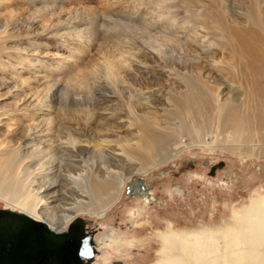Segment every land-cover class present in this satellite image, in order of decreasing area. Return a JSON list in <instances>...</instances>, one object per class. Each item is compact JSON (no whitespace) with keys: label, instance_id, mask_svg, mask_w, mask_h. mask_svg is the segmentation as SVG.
Masks as SVG:
<instances>
[{"label":"bare ground","instance_id":"bare-ground-1","mask_svg":"<svg viewBox=\"0 0 264 264\" xmlns=\"http://www.w3.org/2000/svg\"><path fill=\"white\" fill-rule=\"evenodd\" d=\"M11 1L0 0L2 45L11 38L9 28L13 27L16 31L23 29L28 35V31L37 23L36 16L29 14L18 24L20 18L10 9L13 4H7ZM163 1L165 0H159L160 4L155 8L159 13L152 17L160 23V27L154 23H147L150 28L146 27L155 30L160 41L165 42L163 46L174 43L183 49L188 44L199 55L209 57L216 52L222 53L225 60L212 61L208 73L221 74L224 84H218L219 88L209 89L203 83L183 80L184 90L175 91L167 98L163 122L154 117L155 108L150 106L149 101L151 96L140 92L143 101H139L137 106L134 105L140 113H136L135 108L131 111L129 109L127 114L120 110L90 114L87 120L83 121L84 132H81L79 127H82L83 123L79 125L81 118L77 112H83L85 108H76V111L73 107L82 101L70 103L73 106L65 107V118L60 109L50 107V93L59 89V83L53 84L50 71L46 75H37L40 83L46 84V90L30 93L17 105L22 107L24 119L28 122L22 132L24 139L21 145L10 148L7 143L0 142V157L1 160L5 159L0 166V191L10 189L8 199L12 206L20 208L19 212L11 211L42 222L56 232H64L76 216L83 213L99 215L114 205L120 198L125 183L129 181V173L135 171L145 174L191 146H215L240 158L249 155L264 160V0H224L225 22L218 12L221 8L216 9L215 5L213 10L212 7L205 10L203 4L196 2L197 5L193 6L196 7L191 12L193 17L189 15L187 22H181L179 26L172 19L170 6L161 4ZM210 2L214 5L216 0ZM32 3L34 2L32 1L31 5ZM33 11L38 16L39 10ZM71 15L66 20L57 18L62 31L72 26L70 20L76 19V13L75 16ZM207 15H210L208 17L213 19L216 30L219 31L216 33L220 38L215 43L213 40L217 37H209L212 34L210 31L213 30L204 23ZM203 16L206 18L201 19ZM50 26H43L38 36H48L51 33L52 37H65L64 32L53 34V26ZM178 29L183 31L182 36L184 33L187 35V39L181 40ZM33 42L36 43L34 47L29 43L21 49L26 59L29 55L36 57L38 45H46L44 40ZM145 42L144 40L141 43L137 52L130 54L133 55L132 59L129 58L132 65L137 64V53L148 55L150 52L149 57L159 58L160 45L156 44V41L151 42L152 44ZM49 55V52H43L41 58ZM219 59L221 60V57ZM125 62L124 57L119 65L109 62L106 66V78L116 80L121 74L119 69L126 72L123 68L126 66ZM137 66L140 68V64ZM27 81L28 79L23 82ZM122 115L126 117V138H117L116 141L99 138V132H113L108 121L111 119L120 123ZM95 123L100 128L99 132L92 126ZM41 124L43 130L39 129ZM184 133L191 135L192 139L188 145L182 142L181 136ZM209 135L214 138L211 143L206 141ZM119 164L121 166H118ZM20 177L22 179H19ZM20 182L23 185L20 186ZM28 184L31 188L34 185L36 189H28V196L22 198V189L25 187L27 190ZM65 187L67 190H64ZM81 194L87 195V201L81 200ZM65 195L70 197L66 198ZM63 197L66 198L63 199V205L53 204ZM227 222L214 230L202 229L188 234L161 235L158 264H264L263 202L259 199L252 203L250 208H241L240 215L232 213Z\"/></svg>","mask_w":264,"mask_h":264},{"label":"rangeland","instance_id":"rangeland-1","mask_svg":"<svg viewBox=\"0 0 264 264\" xmlns=\"http://www.w3.org/2000/svg\"><path fill=\"white\" fill-rule=\"evenodd\" d=\"M32 1L34 3L31 5ZM196 2L203 4L205 10H210L211 7L213 10L215 5L216 9L221 8L218 12L221 13V18L225 22L224 0H216L214 5L210 0H165L161 4L170 6L172 19L179 26L181 22L186 23L190 16L193 17L191 12L195 9L196 6H193L197 5ZM9 3L13 4L10 9H13L20 18L17 23L24 21L29 14H33V17L36 16L37 19V23L34 24L31 32L28 31V35L23 29L19 28L20 30L16 31L11 27L10 32L8 31L11 38L3 45L0 44V54L4 55L0 56V115L3 114L0 117V142L7 143L10 148H17L21 145L24 139L22 132L28 126L21 111L22 107L17 106L18 103L30 93L46 90L44 86L46 84L40 83L41 80L36 76L46 75L49 71L53 84L58 82L60 86L58 90L50 93L52 94L50 107H57L67 118L64 108L73 106L70 103L82 101L83 103L79 105L74 103L77 107L75 105L73 107L76 111V108H85V111L78 110L77 112L80 113L79 118H81V120L78 119L81 121L79 125L83 123L82 127L81 125L79 127L81 132H84L83 125L90 114L117 110L128 113L129 109L131 111L135 108L138 113L139 110L137 111L138 108L135 106L139 101H143L142 96L139 95L140 92L151 96L149 101L150 106L155 108L154 117L157 121L163 122L166 115L164 107L166 108L167 98L175 91L184 90L183 80L203 83L209 89L219 88V85L224 84L221 74L208 73L212 61L225 60L222 53L221 55L216 52L215 55L209 57L199 55L188 44L183 49L174 43L163 46L165 42L160 41L155 30L146 27L150 28L151 23L157 26L160 24L152 19L158 12L155 8L157 4H160L159 0H12L7 2L8 5ZM1 9L4 11L3 8ZM34 9L39 10L38 16L34 13ZM75 13L74 22L69 21L72 26L62 31L57 18L66 20L71 14L75 16ZM208 16L210 15H207V18L203 16L201 19L206 18L204 23L206 22L207 27L213 30H209L212 32L209 37L213 39L214 36L217 37L213 40L215 43L220 38V35L216 33L219 31L216 30L213 19ZM46 25L53 26V34L66 33L65 37H52L51 33L48 36L39 37L38 33ZM181 31L178 29L183 41L187 39V35L184 33L182 36L183 31ZM204 31L207 32L206 29ZM26 39L30 41L27 42ZM143 39L146 44L156 41V44L160 45L159 58L149 57L150 52L148 55L137 53V64L132 65L129 58L132 59L133 55L130 54L138 51L137 48L144 42ZM33 40H44L46 45H38L36 49L39 51L36 57L29 55L26 59L21 49L29 43L34 47L36 43ZM16 43H19L18 46L15 45ZM46 51L50 53L49 58H41L43 52ZM123 57L127 63L125 62L126 66L121 65V67L126 72L119 69V74L120 72L121 74L118 80L112 78L108 80L106 78L108 76L106 75L107 64L114 62L119 65ZM27 79L26 83L23 82ZM23 83H28V85ZM28 110L29 108L26 113ZM121 118L120 123L117 120L108 121L109 126H112V131L114 130L110 134L100 133V128L96 123L92 126L96 132H99V138L116 141L117 138H126L127 135L124 127L126 117L122 115ZM43 128L41 124L39 129L43 130ZM190 137L191 135L184 133L181 136L182 142L190 144V139H192ZM213 140L214 138L210 135L206 138L207 143ZM4 160L0 157V166ZM219 162L223 163L222 170L216 169L214 174L209 176V168ZM112 170L118 169L112 168ZM132 172L128 174L129 179L142 178L150 187V197L153 198L151 204L146 205L145 200L129 196L124 191L118 202L106 212L103 218L88 213L74 218V220L81 219L85 222L87 230L95 232L92 235L95 253L89 264H158L160 234L168 233L171 229L177 231L213 228L214 230L216 229L214 226H218L220 222L228 223L227 220L232 212L240 215L241 208H250L252 203L259 199L264 204V160L256 156L249 157V155L240 158L236 154L233 155L215 146L213 148L191 146L175 158L145 174ZM19 185L23 184L20 182ZM32 186L36 189L34 185ZM26 187H28L27 190L25 187L22 189V192L24 191L21 194L22 198L28 196V189L32 190L30 184ZM175 189L180 190V194H177ZM64 190L67 188L65 187ZM10 191V189H1L0 209L6 208L19 212L20 208L12 206L7 197ZM65 197L70 196L65 195ZM65 197L53 204L63 205ZM80 197L81 200L87 201L86 194H81ZM170 224L171 228H169Z\"/></svg>","mask_w":264,"mask_h":264},{"label":"water","instance_id":"water-1","mask_svg":"<svg viewBox=\"0 0 264 264\" xmlns=\"http://www.w3.org/2000/svg\"><path fill=\"white\" fill-rule=\"evenodd\" d=\"M78 240L44 223L0 209V264H77Z\"/></svg>","mask_w":264,"mask_h":264},{"label":"flooded vegetation","instance_id":"flooded-vegetation-1","mask_svg":"<svg viewBox=\"0 0 264 264\" xmlns=\"http://www.w3.org/2000/svg\"><path fill=\"white\" fill-rule=\"evenodd\" d=\"M203 165H206V164H203ZM222 166H223L222 162H219L218 164L213 165L212 167L209 168L208 175L212 176L216 169L222 170L221 169ZM124 188H125V190H124ZM149 189H150V187L148 186V184L145 182L144 179L139 178V177H135V178L129 179V182L124 185L121 195L124 194V191H125V193L129 196H133V197L136 196L135 198L143 199V201L145 200V204L148 205V204H151L153 202V198L150 197ZM175 192L177 194H180L179 193L180 190H178V189L177 190L175 189ZM118 200H117V202H118ZM116 203H114V205ZM114 205H112L110 208H108V210L103 212L102 215H96V216L98 218H103L105 216L106 212L109 211ZM232 213H234V212H232ZM220 224H224V223L220 222L218 224V226ZM68 226L69 227H67L65 229L66 231L64 230V232H56V231L52 230L50 227L49 228L55 234L71 233L72 235H75L77 237V240H78V253H77V258L75 261L77 264H89L92 261V257L95 253V251L93 249V240H92V235L95 232L87 230L85 227V222L82 221L81 219H75ZM218 226H214V227H218ZM171 227L172 226L170 224L169 228H171ZM201 229H203V228H201ZM201 229L196 228L194 230H177V231H173L171 229V230H168L169 231L168 233H174L175 235L176 234H188V233H193V231L195 232V231L201 230ZM168 233H165V234H168ZM161 235H164V234H160L159 240H161ZM158 257L159 256H158V252H157V258Z\"/></svg>","mask_w":264,"mask_h":264}]
</instances>
